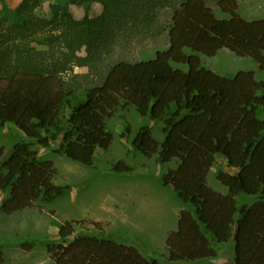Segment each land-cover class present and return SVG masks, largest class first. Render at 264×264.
Instances as JSON below:
<instances>
[{
  "label": "trees",
  "instance_id": "1",
  "mask_svg": "<svg viewBox=\"0 0 264 264\" xmlns=\"http://www.w3.org/2000/svg\"><path fill=\"white\" fill-rule=\"evenodd\" d=\"M44 2L20 0L13 22L0 20V125H12L26 139L6 154L0 150V193H7L0 213L46 205L69 190L54 185L53 164L40 161L35 146L48 149L60 138L55 154L91 167L95 151L112 143L107 123L118 111L134 109L162 124L163 139L141 127L131 147L161 165L176 162L161 182L187 207L167 235L168 262L214 259V246L232 239L233 264H264V76L239 71L223 77L201 62L227 50L263 72L264 19L242 18L236 0H217L223 19L207 0H70L75 6L99 4L101 14L76 21L53 5L47 20L35 14ZM167 7L172 13L166 17ZM158 33L166 47L151 59L109 60L84 88L67 76L71 65L87 66L95 54ZM124 127L126 139L130 128ZM217 156L232 172L217 174L226 194L207 183ZM112 171L127 174L131 168L119 161ZM242 196L255 201L238 207ZM77 224L58 227V242L47 247L54 264H160L109 237L77 233ZM93 227L100 230L98 223Z\"/></svg>",
  "mask_w": 264,
  "mask_h": 264
},
{
  "label": "rangeland",
  "instance_id": "2",
  "mask_svg": "<svg viewBox=\"0 0 264 264\" xmlns=\"http://www.w3.org/2000/svg\"><path fill=\"white\" fill-rule=\"evenodd\" d=\"M239 15L246 20L264 19V0H236ZM20 0H4L0 4V20L6 25L14 20L15 10ZM214 15L223 19L224 15L217 6V0H207ZM59 6L72 19L96 18L101 14V6L96 3L75 6L70 0H46L35 12L36 16L52 19L51 6ZM172 11L167 7L163 16ZM48 32V31H47ZM31 46L38 50L44 45L33 42ZM166 47L164 34L149 35L141 42L126 47H115L112 52L96 57L87 66L71 65L67 71L70 80L76 79L83 88L95 83L109 60L124 57L130 61H143L154 57L157 50ZM78 56L85 57L80 51ZM204 67L216 74L231 78L239 71H255L256 78L264 76L257 71L252 60L240 58L227 50H221L213 58L201 57ZM184 69V67H181ZM126 123L130 128L129 137L122 138ZM141 127H148L154 138L161 142L162 124L150 118L139 117L134 109L120 110L107 123V131L113 140L107 151L96 150L91 167L69 161L54 150L60 144L58 138L50 148L36 149L40 161L53 164L56 186L68 187L62 196L46 205H37L32 209L6 216L0 213V264H54L47 253V247L58 242V227L66 221L78 222L77 233L99 234L126 245L135 247L144 257L156 260L160 264L167 260L165 241L167 235L176 229L177 216L187 207L176 197L173 190L164 187L161 179L164 174L176 166V162L161 165L156 157L146 159L135 151L130 143ZM264 136V134H263ZM26 139L12 125H0V150L8 153L18 142ZM119 161L131 168L127 174H117L112 167ZM219 171L232 173L220 156L215 159L208 176V185L216 192L226 194L217 181ZM7 193H0V205ZM255 198H237L238 207L249 206ZM100 225V230L93 227ZM29 249V250H28ZM216 257L195 264H233L234 243L214 246Z\"/></svg>",
  "mask_w": 264,
  "mask_h": 264
}]
</instances>
